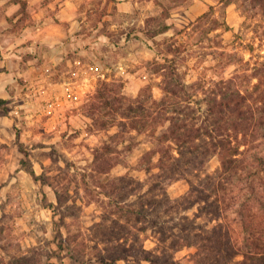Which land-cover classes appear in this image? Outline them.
<instances>
[{
    "label": "rangeland",
    "instance_id": "1",
    "mask_svg": "<svg viewBox=\"0 0 264 264\" xmlns=\"http://www.w3.org/2000/svg\"><path fill=\"white\" fill-rule=\"evenodd\" d=\"M142 28L155 33L149 43L136 37ZM263 31V15L244 0H0V264H70L56 228L98 264L103 231L116 230L120 205L152 181L139 160L150 146L146 131L120 132L110 108H91L100 79L134 96L161 79L151 45L167 52L171 44L188 83L201 88L233 76L244 84L243 72L264 55ZM97 149L110 158L103 173ZM210 163L215 169L217 160ZM122 174L133 176L125 201L115 182ZM166 188L175 198L187 183Z\"/></svg>",
    "mask_w": 264,
    "mask_h": 264
},
{
    "label": "trees",
    "instance_id": "2",
    "mask_svg": "<svg viewBox=\"0 0 264 264\" xmlns=\"http://www.w3.org/2000/svg\"><path fill=\"white\" fill-rule=\"evenodd\" d=\"M244 1L264 17V0ZM140 31L143 36L136 37L146 43L155 34L150 28ZM248 47L254 51L252 44ZM151 48L156 55L153 72L161 76L154 82L161 88L160 97L153 94L154 83L127 96L113 81L100 79L99 102L91 107L93 111L110 108L120 132L146 131L150 146L139 160L147 161L145 171L152 180L137 199L120 205L117 228L103 231L106 240L94 252L95 261L264 264V55L258 54L252 72H243L246 83L236 82L233 76L221 77L198 88L183 78L175 56H169L175 51L171 44L167 52ZM254 77L257 80L251 82ZM200 93L202 101L197 98ZM107 153L98 149L95 153L96 169L101 173L110 169ZM214 158L217 166L211 170ZM130 177L122 174L115 179L124 201L131 195L126 188ZM178 179L186 181L187 189L172 198L166 187ZM56 229L57 247L69 263L89 264L71 246L70 238ZM149 236L155 241L151 248L144 245ZM184 249H190L189 254H181ZM23 259L2 264H27Z\"/></svg>",
    "mask_w": 264,
    "mask_h": 264
}]
</instances>
